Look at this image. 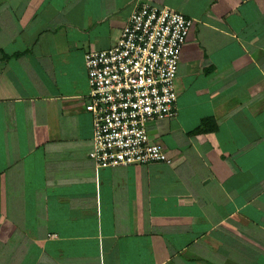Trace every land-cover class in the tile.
Wrapping results in <instances>:
<instances>
[{
  "label": "crops",
  "instance_id": "obj_1",
  "mask_svg": "<svg viewBox=\"0 0 264 264\" xmlns=\"http://www.w3.org/2000/svg\"><path fill=\"white\" fill-rule=\"evenodd\" d=\"M146 1L194 21L172 164L97 169L85 54ZM0 264H264V0H0Z\"/></svg>",
  "mask_w": 264,
  "mask_h": 264
},
{
  "label": "built area",
  "instance_id": "obj_2",
  "mask_svg": "<svg viewBox=\"0 0 264 264\" xmlns=\"http://www.w3.org/2000/svg\"><path fill=\"white\" fill-rule=\"evenodd\" d=\"M194 21L148 1L129 17L117 45L85 54L97 169L172 164L146 127L176 116L181 52ZM57 238V236H52Z\"/></svg>",
  "mask_w": 264,
  "mask_h": 264
}]
</instances>
